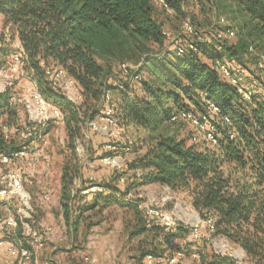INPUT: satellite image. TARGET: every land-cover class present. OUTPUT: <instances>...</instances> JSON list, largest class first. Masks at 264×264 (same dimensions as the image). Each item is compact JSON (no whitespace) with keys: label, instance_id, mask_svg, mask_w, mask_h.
I'll list each match as a JSON object with an SVG mask.
<instances>
[{"label":"trees","instance_id":"trees-1","mask_svg":"<svg viewBox=\"0 0 264 264\" xmlns=\"http://www.w3.org/2000/svg\"><path fill=\"white\" fill-rule=\"evenodd\" d=\"M164 1L168 10L160 7L158 0H0V16L20 44L23 69L63 116L69 156L61 163L59 204L66 227L75 238L85 213L115 205L134 213L130 240L152 235L158 241V245L150 241L142 247L134 264H147L148 255L166 261L182 247L183 254H197L200 264H235L228 257L201 255L198 243L202 235L192 241L191 227L177 223L167 228L149 215L141 217L139 200L125 201L131 192L156 184L186 192L200 218L212 221V236L239 246L248 264H264V90L257 89L256 93L254 86L245 88L249 93L246 100L218 73V65L226 64L225 58L243 64L241 58L247 52L257 59L256 48L264 47V0H231L236 12L252 23L249 35L255 46L247 40L231 46L224 40L230 37L219 39L218 34L228 27L211 25L200 32L191 23L197 33L196 51H186L182 56L176 54V46L166 39L163 25L155 17L157 6L185 17L182 0ZM152 47L158 48L157 53ZM12 57L2 35L0 70ZM114 62L119 69L113 75L110 70ZM124 64L131 66L127 74L120 69ZM59 68L76 81L81 103L70 101L45 73L46 69ZM110 77L114 78L112 84ZM116 82L122 89L114 86ZM106 92L114 97L121 121L144 131L156 129L165 121L177 124L170 121L174 112L205 115L215 127L218 145L195 144L191 139L187 144L162 136L154 139L149 151L131 168L139 172L130 175L127 185L119 181L122 171L111 168L112 176L105 183L86 185L77 141L86 123L102 112ZM12 99L9 93L0 92V120H13L17 115ZM210 103L217 112L209 109ZM7 127L8 139L0 133V156L25 149L15 146L13 130ZM22 160L11 162L14 171L22 172ZM115 175L116 184L111 181ZM78 176L82 187L77 195L91 186L102 187L107 194H92L91 203L82 205L72 219L71 203L79 198L74 192ZM20 233L18 229L9 240H20ZM173 242H178L176 251L165 246Z\"/></svg>","mask_w":264,"mask_h":264},{"label":"rangeland","instance_id":"rangeland-1","mask_svg":"<svg viewBox=\"0 0 264 264\" xmlns=\"http://www.w3.org/2000/svg\"><path fill=\"white\" fill-rule=\"evenodd\" d=\"M182 11L185 17L156 7L155 17L157 21L162 23L163 31L169 37L183 35L184 26L186 22H189L200 32H204L211 25H215L217 28L228 27V29L233 30L234 36L224 40H228L231 46L240 40H247L249 45H256V41L249 35L252 23L236 12L231 0H182ZM220 19H223L224 22L221 23ZM2 35H4L11 50V56L17 55L20 51V44L0 16V37ZM157 50L158 48L152 47L153 53H157ZM256 51L257 55H264V47H257ZM254 57L256 56L246 52L241 58L243 64L227 58L223 61L235 71L246 89L249 90L254 86L256 93H258V90H264V80H262L264 78L261 79L260 72L256 69ZM6 61L7 64L0 70V92H7L12 96V100L16 102L15 111L17 115L13 120L3 117L0 120V128L4 125L10 126L13 130L15 146L28 149L30 154L34 155V157L24 158L20 168L24 176L32 180V184L24 183V188L29 196L34 225L40 230L45 242V247L41 251L47 254L49 249H55V253L58 254V258L55 260L57 264H63L59 260L60 257L62 259L72 258L73 262L78 260L79 264H86L85 257L94 261V264H134L136 257L140 255V251L143 249L142 247L149 244L150 241L158 245V241L157 239L153 240L152 235L133 240L128 238V234L134 226V213L132 211L113 205L103 207L99 212L96 211L97 209L87 212L82 218V225L77 236L71 237V232L66 227L59 204V194L55 193L58 174L61 172V163L66 155L69 156L63 116L61 119L51 120L43 124L30 123L29 112L23 97L26 95L27 88L32 87L35 83L32 76L23 69V65L19 73H12L8 68L11 58ZM118 69V62H114L110 72L114 75ZM110 78L112 84L114 78ZM144 79L147 80L148 77L145 76ZM137 92L139 93V85L136 86ZM67 96L75 104L82 101L80 94L75 97L71 94ZM191 108L193 107L191 106ZM115 119L121 127V134L117 140H111L104 134L90 132L87 127L88 123L82 128V135L81 139L77 141V148L81 147L83 153H77V156L84 168L82 176L85 178L86 185H90V183L99 184L101 181L105 183L106 179L108 180L112 176L110 167L100 162L104 156L115 157L123 164L124 168L121 173L127 185L131 178L130 175L139 172V170L131 168L149 151L154 139L170 136L184 140L188 144L192 135L197 134L194 128L186 122L171 124L165 121L156 129L144 131L133 125H126L117 114ZM16 131L26 132L27 138L21 139ZM9 170L14 171V168H9ZM15 170L17 169L15 168ZM115 177L116 175L111 179L114 184L117 183ZM81 187V176H78L75 178L74 192H78ZM166 188L156 184L148 185L131 192L125 201L139 200L138 208L142 211L141 217L147 216L149 209L163 205L166 212L174 214L178 224L194 227L196 223H199L202 239L198 243V247L203 252V254L199 252L201 255H205L207 258L212 255L218 258L228 257L235 264H248L246 255L239 246L222 237L211 235L212 232L208 231L203 219L193 208L191 198L186 192L170 191L169 188ZM44 191L46 194L42 195L41 192ZM106 194L103 192L102 195ZM78 196L79 198L71 203L72 219H75L74 214L82 208V205L91 203L92 198H94L92 195L79 194ZM166 232L170 233V231ZM166 245H170L167 249H171V251H176L177 246H179L178 242ZM178 251H184L183 247ZM66 253L67 255H65ZM162 264L165 262L163 261ZM178 264H200V261L198 262L184 252L183 258L178 261Z\"/></svg>","mask_w":264,"mask_h":264},{"label":"built area","instance_id":"built-area-1","mask_svg":"<svg viewBox=\"0 0 264 264\" xmlns=\"http://www.w3.org/2000/svg\"><path fill=\"white\" fill-rule=\"evenodd\" d=\"M158 4L163 9L168 10V5L164 0H158ZM223 23V19H220ZM166 39L176 46L178 56L184 55L186 51H196V31L191 23L186 22L184 26V33L181 36L169 37L166 33H163ZM224 36L232 38L234 32L228 29L225 33L220 32L218 38L221 39ZM249 51L253 52V48L250 47ZM21 50L17 55L11 58V63L8 68L12 73H19L23 65L21 59ZM256 67L261 71L264 78V55H257ZM131 66L124 64L120 66V69L124 74L128 73V69ZM46 75L53 79V83L56 84L66 97L71 94L73 97L80 94L78 85L74 79H72L66 71L59 68L52 71L46 69ZM218 73L220 77L228 82L231 86L235 87L237 92L241 94L246 100H249V93L240 81V78L236 73L227 65L219 64ZM114 86L118 89H122V84L119 82L114 83ZM70 99V98H69ZM26 108L29 112V122L34 124H43L50 120L61 118L60 110L47 101L39 92L37 87L33 85L28 87L26 95L23 97ZM70 101H72L70 99ZM102 112L92 121L87 124L88 130L95 134H104L111 140H117L121 134V127L115 119L117 114V103L114 97L106 92L102 97ZM209 109L213 112H217V107L210 103ZM170 121L173 123L186 122L189 123L197 133L192 135L191 141L195 144H202L207 142L211 146L218 145V140L215 135V127L210 124L205 115L194 116L187 111H179L172 113ZM226 121H228L226 119ZM1 135L5 138H9L10 130L4 125L0 128ZM26 133V132H25ZM21 133V138L26 139L27 134ZM77 153L82 154L83 149L77 148ZM34 157L30 154L28 149H21L12 153L11 155L0 156V209L6 208L7 212L3 217H0V248L6 247L7 254L12 264H40L34 253L41 251L45 247L44 239L40 230L34 225L31 206L29 204V196L24 188V183L32 184L31 179H27L22 172L9 170L12 161L24 159L26 157ZM100 162L110 167L111 169L123 170V164L115 157L104 156L100 159ZM120 183H124L125 179L121 177ZM167 189V188H166ZM103 188L99 186H91L81 190L82 195H92L103 193ZM12 205L15 206V211L12 209ZM13 211V212H12ZM147 215L158 220L163 226L172 228L177 224V221L173 213L166 212L163 205L153 207L147 211ZM205 226L209 232H213L214 227L211 220L204 221ZM192 228V241H196L199 237V223H196ZM20 229L21 239L10 241L8 236L13 235ZM192 257L198 260L199 256L193 254ZM183 258L181 252H177L173 257L164 261L165 264H178V261ZM86 264H94V261L84 258ZM146 263L148 264H162L163 261H157L151 256H146ZM46 264H57L56 262H48Z\"/></svg>","mask_w":264,"mask_h":264},{"label":"crops","instance_id":"crops-1","mask_svg":"<svg viewBox=\"0 0 264 264\" xmlns=\"http://www.w3.org/2000/svg\"><path fill=\"white\" fill-rule=\"evenodd\" d=\"M7 168L12 169L11 166L7 167ZM60 174H61V172L58 174L57 189H55V193L57 192V194L60 193ZM41 194L42 195L46 194V191L41 192ZM12 208H13L12 210L15 211V206ZM6 212H7L6 208L2 207L0 209V217H3L6 214ZM34 255L38 259L40 264H46L48 262H57L55 260L58 258V256H57L58 254L55 253V249H53V248L49 249L47 254H45L44 251H41V252L34 253ZM65 255H67V253ZM59 260H61V262H63V264H79L78 260H75L73 262L72 258H69V257L67 259H65V258L62 259L60 257ZM0 264H12L10 259H9L8 254H7L6 247L0 248ZM15 264H17V262ZM82 264H85V263H82Z\"/></svg>","mask_w":264,"mask_h":264}]
</instances>
